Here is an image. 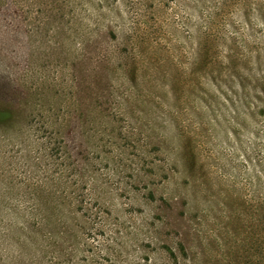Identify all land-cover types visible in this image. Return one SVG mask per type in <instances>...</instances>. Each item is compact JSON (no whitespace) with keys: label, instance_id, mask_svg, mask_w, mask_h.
Masks as SVG:
<instances>
[{"label":"rangeland","instance_id":"obj_1","mask_svg":"<svg viewBox=\"0 0 264 264\" xmlns=\"http://www.w3.org/2000/svg\"><path fill=\"white\" fill-rule=\"evenodd\" d=\"M0 264H264V0H0Z\"/></svg>","mask_w":264,"mask_h":264}]
</instances>
